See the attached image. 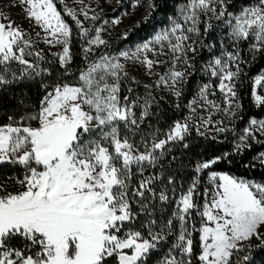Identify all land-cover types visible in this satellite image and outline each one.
Segmentation results:
<instances>
[{
  "label": "snow or ice",
  "instance_id": "6c2138e0",
  "mask_svg": "<svg viewBox=\"0 0 264 264\" xmlns=\"http://www.w3.org/2000/svg\"><path fill=\"white\" fill-rule=\"evenodd\" d=\"M17 3L40 31L34 40L0 11V87L51 75L41 67L45 56L36 48L41 37L49 47H60L53 55L69 74L73 29L65 16L86 39V53L107 46L102 27L90 35L79 19L82 14L95 21L98 15L89 16L84 9L77 13L66 4L62 14L57 3L63 0ZM139 6L140 0H135L133 7ZM149 7L154 8V3ZM227 7V0H190L179 9V18H169L170 27L151 40L134 51L101 55L81 70L74 82H60L46 90L37 110L19 118L8 116L7 122L0 123V164L23 169L22 177L16 178L17 190L9 191L0 183V264H148L150 255L169 236H174L175 242L162 264H193L194 257L198 264H249L251 241H259L264 248V182L211 171L208 186L201 188L199 174L226 160L228 154L197 163L192 182L186 188L181 185L179 192L173 177L148 172L157 166L162 169L160 161L169 146L185 141L194 127L199 132L201 124H212L211 117H197L195 124L176 121L162 136L159 130L145 133L143 125L154 114L155 98L151 92L145 97L121 95V81L129 75L126 61L140 63L151 72L168 63L159 57L171 53L172 68L159 74L156 87H168L180 97L186 71L176 70L175 65L183 61L191 67L187 53L196 51L192 35L201 34V23H205V33L212 28L201 15L227 18L233 40L252 39V50L264 52V0L235 16ZM110 22L118 26L122 21L114 17ZM242 62L236 52L228 53L226 59H214L210 66L227 106L223 110L232 116L241 107L236 80ZM14 65L19 66L15 71ZM254 83L264 89V75H257ZM210 88L204 85L200 89L199 107L221 110L209 99L215 95ZM127 92L133 89L129 87ZM252 95L258 106H264V95L255 91ZM191 110L196 112L195 107ZM226 130L218 129L221 133ZM257 134L264 136V120L252 119L240 137L242 143L235 146L237 152L250 147L247 141L256 139ZM259 156L264 164V153ZM165 180L161 188L155 187L157 181ZM157 204L162 209L173 205L170 218L162 225L153 215ZM142 215L146 221L140 220ZM197 234L198 255L194 248Z\"/></svg>",
  "mask_w": 264,
  "mask_h": 264
},
{
  "label": "trees",
  "instance_id": "16d2710c",
  "mask_svg": "<svg viewBox=\"0 0 264 264\" xmlns=\"http://www.w3.org/2000/svg\"><path fill=\"white\" fill-rule=\"evenodd\" d=\"M190 0H151L155 7L150 8L145 22L142 18L135 26L126 29L121 39L114 40L110 45L94 47L93 52L86 53L84 49L87 47L86 39L79 35V28L70 17L65 16L67 22L72 26L73 39L71 41L72 63L69 66V74H65V70L60 67L55 55L56 52L49 48H43L36 43L37 50H42L45 61L41 62V67L51 72V75L43 74L32 79L24 80L20 83H12L0 87V123L7 122L8 116L19 118L29 110L35 111L39 102L45 95L46 90H50L52 86L60 82H74L78 73L85 69L92 61L97 60L103 54L119 53L126 48L142 44L150 40L159 30L165 28L170 19L175 16L178 7L186 4ZM255 0H236L232 5L231 11L237 12L242 7L250 6ZM58 9L64 12L61 3H57ZM121 5L116 9L110 18L118 17L124 11ZM125 35L127 38H125ZM251 39L242 43L240 57L243 61L240 63V76L236 80L237 91L239 94L238 102L241 105L239 119L237 122V130L242 132L247 128L252 119H264V106H258L253 99V82L257 75L264 71V52H250ZM220 41L217 35H211L203 46L204 61H208L211 56L219 54ZM216 48V49H215ZM212 52L209 54L207 51ZM19 66L14 65L15 71ZM201 67H195L181 85L182 95L175 98L169 93H160L152 88V85L145 82L140 76L129 74L127 78L121 81V95H132L145 97L151 92L155 98L151 111L154 113L143 125L144 132L148 133L153 130H159V134L167 132L176 121H182L188 114V105L193 99L197 88L202 83L208 82L209 78L202 73ZM135 78V83L133 79ZM145 85L150 86L145 88ZM47 86V87H45ZM133 89L132 93L127 92V88ZM177 104L179 107H177ZM139 111V110H138ZM193 128L191 134L186 137L185 141L170 145V151L165 153L164 158L160 161L163 166H157L155 169L149 168L148 172H157L164 177L171 176L176 181L177 192L181 190L180 186L186 188L194 178L195 165L197 163L211 160L217 156L228 154L226 160H221L216 165L203 173H200L201 188L207 187L208 174L211 171L217 173L230 174L237 178L264 182V164L260 163V153H264V136L259 140H250V147H242L239 152L236 150V135L228 134L223 137H213L208 134H200ZM137 141L139 135L135 137ZM187 144V147L183 145ZM175 157V159H173ZM148 173H146L147 175ZM1 176L22 177L23 169L18 165H0ZM139 176L134 177L138 180ZM165 181H157L155 187H162ZM173 211V205L168 204L161 208L157 204L154 212V218H157L158 225H162L164 220L170 218ZM141 221H146V216L140 217ZM175 242L174 236H169L167 241L162 243L156 251H154L149 259L148 264H162L163 258L168 254L169 249ZM252 260L249 264H264V248L260 247V242L253 239L251 241ZM194 248L196 254H199L198 234L194 236ZM243 255V253H241ZM193 264L198 261L193 258Z\"/></svg>",
  "mask_w": 264,
  "mask_h": 264
},
{
  "label": "rangeland",
  "instance_id": "374dc122",
  "mask_svg": "<svg viewBox=\"0 0 264 264\" xmlns=\"http://www.w3.org/2000/svg\"><path fill=\"white\" fill-rule=\"evenodd\" d=\"M235 1L236 0H227V5H228L227 12L231 13L233 16L239 15L240 11L243 8H245V7H242L237 12L231 11L232 5H234ZM134 2L135 0H63V3L61 4L63 6V9H64V5L66 4L68 8L75 10L77 13H80L81 9H84L89 12V16L98 15L99 19L95 21L91 19H85L82 14L79 15V19L83 21L84 28H87L90 30V35H94L95 29L97 27H102L104 29V31L101 33L102 38L108 42V45H110L114 40L121 39L124 36V32L126 31V29H129L135 26L142 18H145L148 15V12L150 9L149 3L151 2V0H140L139 7H133ZM188 3H190V1L178 7L175 16L172 18H179V9L181 7L186 6ZM258 3H259V0H255V2H253L250 6H246V7L256 6ZM121 5L125 9L122 12V14L118 16L121 18L122 22L118 26L112 25L110 22L112 19L110 18V15L116 9H118V7ZM22 9H23V6L18 4L17 0H0V11H2L6 16L10 17L11 21H14L16 25L22 26V28L26 32H28L34 40H36L35 34L36 32H39L40 29L35 27L29 20L26 19L25 14ZM226 19L227 18H222V19L217 20L215 16L212 15L211 13L207 14V16L201 15V20L207 23H211L212 28L209 29L205 33L204 31L205 23H201L199 25L201 34L199 36L190 34L192 35V40L195 41V43L192 44V46L196 48L195 52L189 51L187 53V60L190 62L191 67H187V65H185L183 61H178L175 67H176V70H185L186 78L193 71L195 67L196 68L201 67L203 71L202 73L206 75L207 78H209L208 82L202 83L201 85L198 86L193 99L190 101L188 105V114L181 122L188 120L190 123L195 124L197 123V119H196L197 117L208 118L210 116L211 121L213 123L208 125L207 127L201 124L199 132L203 134H208L213 137H223L231 133V134L236 135V139H237L236 141L239 144V143H242L240 140V137L244 135V130L241 133L240 132L238 133V131L237 133L235 132V130H237L236 125L239 119V112L236 111L235 116H232V115L226 114L225 111L223 110L227 106L224 103L223 94L220 93L217 88L219 80L218 78H214L211 76V67H210L212 65V62L216 58L226 59L228 53L238 52L240 54L242 43L246 41V40H240L237 42L233 40L231 36V29H230V26L226 24ZM105 20H108L109 23L105 24L104 23ZM166 27H170V21ZM214 34L217 35V37H219V41H220L219 54L211 56V58L208 61H204L203 60L204 57L202 54L203 46L207 42L209 37ZM251 42L253 44L254 40L251 39ZM36 43H39L43 48H49L51 51L54 50L56 53H58L61 50L59 46L52 48L44 44L42 37L40 40H37ZM252 44L250 46V52L254 53V51L252 50ZM136 46L137 45L126 48L125 50L134 51ZM207 50L209 54L212 53V52H209V49ZM109 55H118V53H115V54L109 53ZM152 58L155 59L156 57H152ZM159 59L168 61V63H165L161 65L160 67H155L151 72H149L140 63H136L132 61H126L125 63L128 68L129 74L140 76L145 82L151 84L153 89H156L160 93H169L173 95L175 98H178L174 95V92L170 90L168 87H164V86L156 87L159 74L161 73L166 74L172 68L171 60L173 59V57H172V54L169 53L168 56H162V57H159ZM233 70L235 69L233 68ZM260 75H264V71ZM204 85L211 86L210 92H215V95H209V99L214 100L218 105H220L221 110H211L210 109L206 111V110H202L199 107V104L201 103L199 93H200V89ZM253 91H255L257 94L264 95V89L257 87L254 82H253ZM193 101H196V103L193 104L192 103ZM254 102H255V99H254ZM193 107L196 108L195 113H193L191 110ZM221 121L223 123H220ZM221 127L227 130L221 133L218 131V129ZM249 127H250V123L248 124L247 128ZM194 129L196 128L194 127ZM261 137L262 136L257 134L256 139H249L247 143L250 140L257 141ZM6 164L13 165V164H8V163H4L0 165H6ZM220 174H226V173H220ZM0 183L4 184L9 191H15L19 188V185L16 184V177H12V176L5 177V176L0 175ZM207 186H208V183H207ZM262 231H264V229H262Z\"/></svg>",
  "mask_w": 264,
  "mask_h": 264
}]
</instances>
